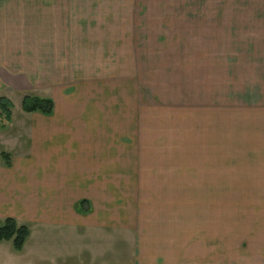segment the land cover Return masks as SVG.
<instances>
[{
  "label": "crops",
  "instance_id": "crops-1",
  "mask_svg": "<svg viewBox=\"0 0 264 264\" xmlns=\"http://www.w3.org/2000/svg\"><path fill=\"white\" fill-rule=\"evenodd\" d=\"M91 1L0 0V95L42 92L53 101L50 116L28 114L27 146L0 162V220L28 228L21 250L0 243V264H264V206L253 205L264 193L241 191L229 216L226 190L196 191L200 175L170 174L180 168L174 145L175 162L159 160L156 146L144 161L156 169L138 171L132 142L117 139L110 81L105 96L81 75L61 87L60 72L85 70L76 56L95 53ZM241 3L264 26V0ZM259 48L253 42L246 53ZM196 145L187 149L194 173L208 158Z\"/></svg>",
  "mask_w": 264,
  "mask_h": 264
},
{
  "label": "rangeland",
  "instance_id": "rangeland-1",
  "mask_svg": "<svg viewBox=\"0 0 264 264\" xmlns=\"http://www.w3.org/2000/svg\"><path fill=\"white\" fill-rule=\"evenodd\" d=\"M92 1L94 7L87 13L97 23L95 53L76 56L78 62L83 58L85 70L60 72L61 87L71 89L66 85L78 82L75 76L81 75L85 83L98 82L97 89L105 96L110 81L117 139L132 142L138 171L156 169L144 162L156 157L150 154L156 146L159 160L175 162L174 145L179 149L180 168L170 169V174L200 175L201 181L195 178L192 184L196 191L199 185L205 191L210 185L213 192L226 190L229 216L241 191L263 194L264 53H246L253 42L264 51V26L250 17L255 7L250 9L242 0ZM235 18L239 31L231 32ZM236 40L238 48L232 44ZM220 57L226 61L225 68ZM10 100L13 123L11 118L0 124L3 163L1 154L10 159L12 149L27 146L31 127L30 113L20 109L21 94L11 93ZM191 145L210 159L197 173L191 166L195 158L187 151ZM210 176L213 181L207 182ZM254 201V206H264V200ZM244 205L252 206L250 200Z\"/></svg>",
  "mask_w": 264,
  "mask_h": 264
},
{
  "label": "trees",
  "instance_id": "trees-1",
  "mask_svg": "<svg viewBox=\"0 0 264 264\" xmlns=\"http://www.w3.org/2000/svg\"><path fill=\"white\" fill-rule=\"evenodd\" d=\"M11 101L4 95H0V124L9 123L12 117ZM20 109L25 113H39L44 116H50L53 111V101L50 97L25 92L20 100ZM8 165V156L1 154ZM28 236V228L25 224H18L13 218L6 217L0 220V243L11 241L14 250H21Z\"/></svg>",
  "mask_w": 264,
  "mask_h": 264
}]
</instances>
